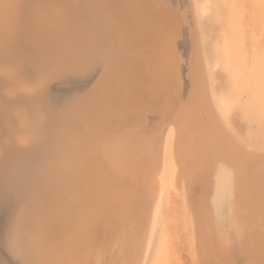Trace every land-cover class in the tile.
<instances>
[{"label":"bare ground","instance_id":"obj_1","mask_svg":"<svg viewBox=\"0 0 264 264\" xmlns=\"http://www.w3.org/2000/svg\"><path fill=\"white\" fill-rule=\"evenodd\" d=\"M3 1L7 4L6 11L8 14H11V17H13V15L17 16L18 34L16 35L17 40L9 44L10 47L12 46L15 50L17 49V51H8V48L1 43L3 38L0 41V82H2V80L4 82V89L0 94L3 96V99H0V103L5 100L7 103L11 101V103L15 105L24 102L29 104L26 101H32L29 108L21 111L20 106H24L22 104L18 106L20 111H16V118L18 120V122H16L20 127V133L17 134L15 149L21 152L25 159L27 157L29 159L35 158V154L38 155V153H36L37 150L39 152L42 149L44 150L41 175H39L40 177L37 183L32 184L35 185L33 187L34 193L32 199L29 198L31 201L27 206L25 205L26 207L18 218L16 226L14 225V229H12L13 224L11 227V223H13L11 220L14 221V218L12 219L13 216H10L11 220L9 223L12 230L10 237L8 238V235L6 236L10 250L19 255V258H22V263L144 264L155 227L160 225V216L162 213L161 205L165 197L167 200V198H170L167 197V195L170 196L169 193H171V191L175 193L180 189L185 195L183 196V200H185L184 197H186V200L190 199L191 201V199L195 197V194L192 195L195 180L200 176H204L205 179L202 181H205L206 185L202 186L199 193L197 192L199 202L196 199L197 201H195V203L197 202V204L202 205V216L204 215L207 217L211 215L210 222L208 221L209 225H206L207 228L211 226V233L208 232L209 229H207L208 231L205 230L209 235L213 232L211 237L214 236V239H212L214 240V244L213 241L209 239L211 238L210 236L208 242L215 246L213 247L216 253L214 255L220 256L222 259H215L216 256H214L213 260L215 259L216 262L219 260L217 263L221 261L219 264H224L227 263L228 260H231L230 256L232 258L233 256H240V254L244 253L246 256L250 257H247L248 260L252 259L251 261L247 260V262L251 264H264V130L260 128L261 126L259 127L263 132H261L262 136L260 133V137H258L259 135H254L257 136L254 137L251 134L254 139L261 138L260 140L262 141L260 142H263V145L259 141L260 145L257 143L260 149L255 146L257 145L255 144L257 142L256 139V142L252 141V143L255 144L254 146L257 149L249 146L251 142L248 141L250 140L246 141L248 144H245L242 139L238 138L239 136H235L238 132L233 134L230 130L232 128L236 130L237 128L238 131V127H235V123L238 120H235L236 122H232L231 124V120H233L232 115H234L231 111L235 104H230L225 97L220 96V93L218 96L215 90L216 87L214 89L211 84L212 81L215 80L213 71L218 68V63L210 65V61L206 58H211V56L207 57L203 50L204 28L202 27V23L204 16L208 13L207 10L201 6L200 0H136L137 2L139 1V3L142 1L148 2L150 8L148 7L149 9L147 10V5H145L146 7L143 6V8H146V10L138 11L134 18L133 16L124 17L127 20L130 18L131 23L124 20L123 17L121 18V20H124L127 24L129 22L128 25L121 24L122 26L127 25L124 29L126 33L130 31L129 34L131 33L133 40H130V38L126 39H129V43L133 41L131 42L132 44H128V42H126L128 40L125 41L126 35L130 36L129 34L120 35V33H118L117 35V33H113V31L110 30L111 27L108 25V17L105 16V14H109L110 11L106 10L107 12L105 11L104 14L103 11L101 12L104 6L121 4L122 2L127 4L129 0H127L128 2L125 0H61L68 6V11L67 13L65 11L66 15L63 14L64 17L61 15L63 18H60L61 16L59 17V13L63 10H59L58 14L55 13L56 19L52 18L55 20H52L53 23L51 22V17L49 19L51 23L45 20L46 18L48 20V17L51 16V12L50 14L48 13V17L43 16V18L41 16L42 11L40 10V6L48 5L50 2L56 0ZM240 1L241 0H239V2L236 1L238 2L237 5L239 4L240 6V4H242L241 6L244 7L246 1L244 2V0H242L245 5ZM228 2L229 4L232 3L230 0H228ZM124 3H122V5ZM143 4L140 5L142 6ZM234 4L236 3L233 2L232 6ZM237 5L235 6L237 7ZM232 6L230 4V7ZM233 7L229 9L234 13L237 9L234 7L236 10H233ZM243 7L241 9L239 7L237 8L242 10ZM58 9L59 7H57V10L55 9L56 12ZM240 10L238 11L240 12ZM125 11L127 12L128 10L125 9ZM243 11H241V14H245ZM231 12L229 13L232 19H237L238 12H235V14ZM241 14H239V17ZM233 15H236V17ZM158 17H163L167 22L169 32L164 40L153 42L152 38L155 37L152 35V33L155 32L153 29L157 28L156 25H160L159 21H161ZM242 17L241 15V19L238 18V20L240 19L238 21L239 23L235 24L238 27L241 26V29L237 27L236 30L238 31L244 30L245 27L252 24L251 22L249 23V19L247 21ZM10 20L9 23L11 22ZM245 20L248 24H246L247 22L245 23ZM234 21L232 23H236L237 20ZM254 25L253 23L250 29L246 28L249 29L247 31L250 32L246 30L243 32L242 30L244 35L247 32V37L249 33L251 36L250 40L253 33L256 35L260 32H255L253 30L255 27ZM235 28L236 26L234 29ZM234 29L230 31L234 32ZM221 31L223 32L222 29ZM243 33L242 35L240 32L234 34L236 35L235 37L239 39V37L243 36ZM222 34L226 37L224 32ZM238 34L240 35L238 36ZM261 34L264 36V33ZM246 35L244 37L245 39L243 37V39H240L242 42L244 41V45H241L242 42L237 40L240 41V46H246L245 40L249 43V40H247L249 37L246 38ZM259 35L258 33L257 37ZM262 36L260 35V39L263 38ZM232 37H234V35ZM252 39L253 40H251L249 44L251 48L247 47V49L249 48L252 50L251 44L257 41L260 43V46H264V38L260 40L254 36ZM224 42L227 41L223 40V44ZM131 45H133V47L130 50H133L134 57L136 56L137 59L134 60L136 61V68H134L135 62L132 65V68L135 69V73H133L134 71L131 69V73H133L132 81L130 80L131 82H128L131 83L135 91L132 90L134 92L135 99H133V101L136 104L135 107L137 112L135 118H131L132 121H128L129 119L127 120V117H125L128 123H126L127 127L123 128L120 127V124L117 126L115 121H111L109 118L110 116L106 115V119L108 120L103 121L101 113H103V116L113 111L116 113L117 108H119L117 107L118 100L122 92L126 93L124 90L126 86H123L125 88L122 89L121 85L122 81L124 82L129 75L127 71L128 68L125 67L124 63L128 54L132 57L131 51H129ZM207 45L208 44H206V47ZM254 45L253 48H257L259 44H257V47H254ZM224 46L225 48L229 47L226 43ZM241 49L245 50L244 48ZM227 50L229 51L227 48L224 52H227ZM251 50L246 52L250 53ZM255 50L256 49H253V53L251 52L252 55ZM259 50L262 51L260 48ZM260 51H256L255 53ZM220 52L222 53V51ZM15 53L26 57V61L22 62V66H19L17 69L14 67L1 66V64H6V62L14 63L16 58L13 54ZM247 53L245 54L247 58L249 56L252 57V55ZM240 54H238V56ZM260 55L255 54L256 57L258 56V59L256 58L257 63H259L258 66L261 65L260 63H263V61L259 62V60H263L261 57L259 58ZM238 56L236 57L238 58ZM236 57L235 59L237 60ZM262 57H264V53ZM225 58L227 60V57ZM247 58L245 61L243 60V56L240 59H242L244 63H247L250 60L248 59L247 61ZM252 58L256 63L255 57L253 56ZM45 59H47L48 62H45ZM242 60H239V62ZM253 60L250 61L252 62ZM142 61L146 62V64H144V71L142 70ZM18 62L16 61L15 65ZM229 63H232L231 60ZM244 63L242 62L240 65L241 67H239L242 68ZM248 64L251 65L252 68L253 66H257L256 64L253 65V63ZM223 66H226L225 63ZM229 66L225 68L230 70ZM262 66H264V63ZM246 67L251 74L252 68ZM35 68L43 69L40 70L37 75H31ZM259 68L263 67L260 66ZM263 70L264 68L262 71ZM245 71L246 70H241V74H243V72L245 74ZM253 72L260 73L257 72V70ZM230 73H232V71ZM245 75L248 77L249 74ZM261 75L258 76L261 77ZM232 76L234 77V73L231 77ZM246 76L244 79L247 78ZM253 77L247 79V81L250 80L251 83H253V80H251L255 79ZM260 77L259 79L257 78V80H260ZM53 78L56 80V83H53L55 82ZM262 78L261 80H263ZM240 80L244 82L242 79ZM240 80L237 79V82H235L238 83ZM217 81L218 79L215 80V82ZM247 81L246 83L248 84L250 81ZM70 82L71 86L75 85L76 87L73 89L68 86L64 88V85H69ZM215 82L214 85L216 84ZM130 83H128V86ZM185 83L186 85L188 83L190 88H188L189 90L186 96L183 97L182 87ZM126 84L127 83H125V85ZM257 84L258 83H253L251 85L249 83L247 87L250 88ZM131 85L129 86L130 89ZM234 86L238 87L239 85L236 86V84H234ZM257 86L260 85L258 84ZM257 86L256 88H260L262 92L257 89L256 91L258 92L255 93H257V95L258 93L260 94V92L261 95L264 94V88H262V86ZM64 89L67 91H64ZM239 89L240 86L237 90ZM128 92L131 91H127V93ZM245 92L247 93V91ZM67 93H70V95ZM55 95L68 96L67 98L55 99ZM257 95H252V97ZM262 96L259 98L261 99ZM122 97H124V95H122ZM124 98L126 99V97ZM245 98L247 100V96ZM259 98L258 100H260ZM248 99L250 98L248 97ZM255 100L257 101V99ZM248 103L250 102L248 101ZM121 104L124 105V103ZM121 104L119 103V105ZM257 105L258 103L255 106ZM248 106L251 107V105ZM258 107L259 105L257 108ZM243 108L241 107V110ZM19 109L17 108L16 110ZM110 110L112 111L110 112ZM262 111H264V107ZM123 112L124 111H122L120 107L118 115L120 113V116L123 117ZM129 113L128 110V114ZM155 113L159 115V121L156 124L153 123L155 119L152 122L150 116V114L154 115ZM244 113L246 112H243V114ZM247 113L248 115L250 114V112ZM261 113L263 114V112ZM238 114L240 113L238 112ZM116 116L117 113L115 119L117 118ZM227 116L232 118L231 120L227 119V121H230L228 122L230 126L234 125L231 126L232 128H229L230 126L225 120ZM242 116L243 115H241V117ZM246 116L247 114H245V118H247ZM251 117L253 116L251 115ZM251 117H248V119ZM245 118L242 117V120ZM247 120H245L246 123ZM250 120L253 121V119ZM242 122H240V124H242ZM257 122L255 121V124ZM165 123L168 124L167 127ZM0 125L3 127L4 124L1 122ZM253 125L254 124H252V127ZM249 128L251 129V127ZM17 131L15 133H17ZM239 134L242 138L240 131L237 135ZM245 137L247 136L245 135ZM251 140H253V138ZM232 141L234 145H232ZM6 148L7 147H5V149ZM5 152L7 151L5 150ZM8 157L11 158L12 154ZM0 158H6L7 162L10 159H8L7 154L3 152V147L0 148ZM12 159L11 162H14V159ZM8 164L10 166V163ZM14 165H17L16 161ZM8 170L5 171L8 172ZM3 174L1 171V175ZM6 176L7 175H5V177ZM31 180L34 182V179L31 178ZM198 182L196 183L199 184ZM0 183V185H3L1 188L8 187V185H5L7 183L6 178H0ZM207 185H214V190H216L215 195H212L210 192V196L208 195ZM33 188L29 190L33 192ZM1 190L2 193H6L8 189ZM5 193L3 196L0 193L1 198L3 197L4 199V196L7 197L8 194ZM12 193L8 196H11ZM15 193L18 194L17 192ZM25 193H23V195ZM176 194L178 195V193ZM14 195L15 194L12 196L14 197ZM14 199L13 201L15 203ZM17 201L16 199V202ZM169 201L173 202L175 200L169 199L168 202ZM172 202L171 204H173ZM188 202L189 201H187V203ZM17 203L15 204L17 205ZM187 203L186 205L190 202ZM179 204L180 203L177 205L178 207ZM12 205L14 206V204ZM15 207L17 208L19 205ZM196 207L195 204L191 206L192 214L195 213ZM166 208L168 209V207ZM179 208H177L178 212H176L175 206L174 211L171 205L169 211L170 209H172V211L167 213V209H165L166 215H164V217L171 212H175L172 213V215L176 213L179 214V212H181ZM187 208H189V206ZM196 211L198 210L196 209ZM13 213L15 214L16 211H13ZM199 216L197 214H195V216L193 215L191 219L194 221L190 222L193 224L199 223V220H201ZM204 216L202 220H204L203 218H209ZM167 217L172 219V216L170 217L168 215ZM167 217L165 218L166 221H168ZM174 217L176 218V216ZM197 217L199 220H197ZM181 218L184 221V218ZM177 220L175 219V222H177ZM175 222L172 220L168 224L169 229L172 228L173 230V227H176ZM171 223H175V226L172 224L173 227H171ZM183 223L179 222L178 226ZM161 224L164 223L161 222ZM200 224V230L202 231L204 230V224ZM178 226L177 228L179 230L180 227ZM168 227H164L163 230L167 231ZM182 227H184V224L181 228ZM196 227L197 226L193 228ZM6 231L8 230L6 229ZM177 231L175 232L174 229L175 233H178ZM8 232L6 234H8ZM175 233L172 232V235ZM179 233L175 235L177 236ZM195 233L193 234L196 235ZM6 234H2L4 240ZM207 234L204 233V235ZM167 235H169V233L161 238L167 240L170 237H165ZM172 235L170 239L176 240V242L173 243V250H175V247L177 249L178 246H176L175 243H177L180 238L177 239L176 236V238H173ZM199 236H201V234ZM163 240L162 242L159 240L161 243L159 248L156 249L159 253L156 252L158 254L157 264L162 261L161 259L164 256L167 258V249L165 240ZM199 240L197 239L196 241L199 242ZM210 240L212 242H210ZM202 241L205 242L206 240ZM169 242H166V245L169 246L172 244ZM198 242H194V244ZM208 242L204 244L206 245ZM199 244L201 243L199 242ZM199 244L197 246H201ZM210 245H206V247L208 248ZM170 247L171 246L168 248ZM206 247L205 249H207ZM210 247L212 248V245ZM6 248L5 245V249ZM9 248H7V252ZM171 249L172 248L169 249L170 251L168 253L172 252ZM201 250H203L202 247L197 254H201ZM207 250H209V248ZM207 250L206 253L208 252L207 254L211 256L212 253L210 254ZM2 254L5 256V253ZM204 254L202 255L205 256L206 254ZM0 258H2V255ZM200 258L202 260V257ZM203 258L205 259V257ZM210 261H212V259ZM0 262L4 264L3 259ZM176 262L179 261L176 260ZM211 263L214 264V261Z\"/></svg>","mask_w":264,"mask_h":264},{"label":"rangeland","instance_id":"obj_2","mask_svg":"<svg viewBox=\"0 0 264 264\" xmlns=\"http://www.w3.org/2000/svg\"><path fill=\"white\" fill-rule=\"evenodd\" d=\"M125 1H127V0H125ZM204 1H206V2H204ZM231 2L233 1V0H230ZM236 1H238L239 2V0H235V1H233L234 3H236V4H234L233 6L234 7H236L235 5H237V3L238 2H236ZM246 1V5L244 4V2ZM59 2V3H58ZM128 2V1H127ZM136 2V3H135ZM200 2H201V6L202 7H204L206 10H207V13L208 14H206L205 16H204V19H203V23H202V27L204 28V32H203V35H204V37H203V41L205 42H203V50L205 51V54H206V56L207 57H210L211 56V58H206V59H208L209 61V64L210 65H213V64H215V63H218V68L216 69V70H214L213 72V77H214V79L215 80H217L218 79V81L217 82H215V80H213L212 81V86H213V88L215 89V87H216V92L218 93L217 95L219 96V93H220V96L221 97H225L229 102H230V104H232V103H234L233 105V107H232V105H231V107H232V111H231V113H233L234 115H232V117H233V120H231L232 118L230 117H228L227 116V118L225 119L226 120V122H227V124H228V122H230L229 120H231V124H232V122L233 123H235L236 121L235 120H238L236 123H235V127L237 126L238 127V131H237V128H236V130L235 129H233L231 126H234V125H229L228 127L229 128H232V129H230L231 130V132L234 134V133H236V132H238L239 133V131H240V133L242 134L241 136H242V138L240 137V134L239 135H237L238 133H236V137H238L239 139H242V141L245 143V144H248L246 141H248V140H250V141H248V142H251V143H249V146H252L253 148L256 146L258 149H260L259 147L260 146H258V144H259V142L260 141H262V140H260L259 138L258 139H256V141H255V139H254V137H257V136H254V135H259L258 137H260V133L262 132V129L264 130V116H263V114H264V111H262L263 110V104H264V96H262V95H264V94H262L261 95V92H262V90L260 89V88H256V86L259 84L260 86H257V87H261L262 86V88H264V77H263V75H264V73H263V71H262V69L264 68V66H262V64L264 63V57H262L263 56V51H264V46L263 45H261V46H263V47H261L260 46V43H258V41L256 42L257 44H259L258 45V47H257V44L256 43H254V44H251L252 45V50L251 49H247V47H250L251 48V46L249 45L250 43H251V40H253L252 38L255 36L256 38H259L260 39V35L262 36V34L261 33H264V0H244V2L241 0L240 2H242L245 6V8L243 7V6H241L242 4H240V6H241V8L243 7V9H244V11H243V9L242 10H240L241 8H240V6H239V4L237 5V7H239L240 9H238L237 7H236V9H237V11H234V13L233 12H231V10L230 9H232V3H230L231 4V6L232 7H230V4H229V2H228V0H200ZM122 3H124V2H122ZM122 3L121 4H111V5H107L106 7L104 6V7H102L103 9L101 10V12L103 11V14L105 13V11L106 10H109L110 11V16H109V14H105V16L106 17H108V25H110V27H111V31H113V33L115 32V33H117V35H118V33H120V35L121 34H129V32L130 31H128L127 33H126V30L124 29L125 28V26H127L128 24H129V22H130V18H128L129 20H127V19H125L124 17H132L133 16V18H134V16H135V14L138 12V11H145L146 10V8H147V10L150 8V6L148 5V2H144V1H142L141 3H139V1L137 2L136 0H129V2L126 4V3H124L123 5H122ZM144 3V4H143ZM203 3H205V4H203ZM219 3V4H218ZM133 4H135V5H133ZM140 4H143L142 6L140 5ZM6 3H5V1H3V0H0V41H1V39H2V41H1V43H3L4 44V46H6L7 48H8V51H17V49L15 50V48H13L12 46L10 47L9 46V44H11V43H13V42H15L16 40H17V38H16V35L18 34V31H17V16L16 15H13V17H11L10 15L11 14H8V12L6 11V9H7V7H6ZM121 5V6H120ZM145 5H147V7L145 6ZM56 6V7H55ZM61 6V7H60ZM67 5L63 2V1H61V0H56V1H52V2H50L48 5H43V6H40V10L42 11V14H41V16L43 17V16H45V17H48L49 15H48V13L50 14V12H51V16H49L48 17V20H47V18L45 19L48 23H53V21H55V20H53L52 18H54V19H56V15H55V13L56 14H58V12H59V10L61 11V10H63L61 13H59L60 15H59V17L62 15L63 17H64V15L63 14H65L66 15V13H67V11H68V6L66 7ZM113 6H115V7H113ZM143 6H145L146 8L144 9L143 8ZM49 7V8H48ZM57 7H59V9H58V11L56 12V10H57ZM121 7H123V8H121ZM134 7V8H133ZM140 7V8H139ZM149 7V8H148ZM218 7H219V9H218ZM233 7V8H234ZM46 8V9H45ZM48 8V9H47ZM56 10H55V9ZM63 8V9H62ZM65 8V9H64ZM132 8H133V10H132ZM140 10H139V9ZM142 8H143V10H142ZM230 8V9H229ZM121 9H123V10H121ZM125 9H127L128 11L126 12L125 11ZM235 8L233 9V10H236ZM5 10V11H4ZM43 10H44V12H43ZM50 10V11H49ZM238 10H240V12L238 11ZM65 11H66V13H65ZM122 11V12H121ZM123 11H124V13H123ZM231 12L232 14H235V12H238L239 14H241V11H243L245 14H241L243 17V19H246L247 21H248V19H249V23L251 22L252 24L254 23L255 25V27L254 26H252V27H254V31L255 32H257V31H260V32H258L260 35L257 37V34L255 35V33H253V35H252V31H251V35H252V38H251V40H250V35H249V33H248V37H247V35H246V33L247 32H250V31H247V30H249L250 29V26L252 25H248V27H245V29L244 30H246L247 32L245 33V35H246V38H248L247 40H249V43H247L246 42V40H245V45L246 46H240V41L242 42V40H240L242 37L244 38L245 37V35H244V33L243 32H245L243 29V32H242V30L241 31H238V30H236L237 29V25H235V24H238L239 22V20L241 19L240 17H241V15H240V17H239V14L237 13V21H236V23H232L234 20L232 19V17H231V14L229 13V12ZM54 12V13H53ZM107 12V11H106ZM118 12V13H117ZM242 12V13H243ZM45 13V14H44ZM122 13V14H121ZM131 13V14H130ZM8 14V15H7ZM44 14V15H43ZM121 14V15H120ZM126 16H125V15ZM48 15V16H47ZM102 15V14H101ZM221 15H222V17H221ZM244 15H245V17H244ZM53 16V17H52ZM60 17V18H63V17ZM121 16V17H120ZM220 18H222V19H220ZM233 16H235L236 17V15H233ZM11 17V18H10ZM50 17H51V22H49L50 20ZM57 17H58V15H57ZM58 17V18H59ZM104 17V16H103ZM118 17V18H117ZM124 18V20H126V21H129L128 22V24L123 20H121V18ZM8 18H10V19H8ZM44 18V17H43ZM57 18V19H58ZM159 18V20L161 19V21H163L164 20V18L163 17H158ZM163 18V19H162ZM232 19V20H230V19ZM234 18V17H233ZM238 18H240L239 20H238ZM120 19V20H119ZM225 19V20H224ZM227 19V20H226ZM242 19V20H243ZM9 20L11 21L10 23H9ZM53 20V21H52ZM241 20V21H242ZM245 20V23L247 22ZM161 21H159V24L161 25H156V27L157 28H154L153 29V31H155V32H153L152 33V35L153 36H155L154 38H152L153 39V42H160V40L162 41V40H164L165 39V37L167 36V33L169 32V30H168V27H167V22L164 20L163 22H161ZM229 21V22H228ZM234 21V22H235ZM244 21V20H243ZM123 22H125V23H123ZM161 22V23H160ZM231 22V23H230ZM15 23V24H14ZM124 25V24H127V25H125V26H122V24ZM131 23V22H130ZM163 23V24H162ZM228 23H229V25H228ZM241 23V22H240ZM244 23V24H245ZM12 24V25H11ZM222 24H224V25H222ZM241 24H243V23H241ZM246 24H248V22L246 23ZM246 24H245V26H246ZM236 26V28L234 29V27ZM212 26V27H211ZM224 27V29H223V27ZM226 26V27H225ZM220 27H222V28H220ZM241 27V26H240ZM240 27H238V28H240ZM242 27H243V25H242ZM251 27V28H252ZM118 28V29H117ZM206 28H208V29H206ZM246 28H249V29H246ZM14 29H16V30H14ZM221 29L223 30V32L225 33V36L226 37H224V34H222L223 32L221 31ZM226 29V30H225ZM233 29H234V32H231L230 30H232L233 31ZM241 29V28H240ZM257 29V30H256ZM118 30V31H117ZM214 30H215V32H214ZM239 33L240 32V34L242 35V33H243V36H241V37H239V39L238 38H236L235 36V34L237 33L236 31ZM3 31V32H2ZM6 31V32H5ZM161 31V32H160ZM220 31V32H219ZM227 31V32H226ZM230 31V32H229ZM5 32V33H4ZM125 32V33H124ZM163 32V33H162ZM213 32V33H212ZM8 33V34H7ZM158 33H159V35H158ZM207 35H206V34ZM216 33V34H215ZM235 33V34H234ZM156 34V35H155ZM213 34V35H212ZM227 34V35H226ZM230 34H233L234 35V37H232L233 35H230ZM240 34H238V36L240 35ZM5 35V36H4ZM12 35V36H11ZM130 36H131V33L129 34ZM164 35V36H163ZM209 35V36H208ZM219 35V36H218ZM222 35V36H221ZM230 35V36H229ZM130 36H127L126 35V37H125V41L126 40H128V41H126V42H128V44H132L131 42H133V41H131L130 43H129V39H126V38H130V40H133L132 39V36L130 37ZM208 36V37H207ZM228 36V37H227ZM237 36V37H238ZM213 37V38H212ZM223 37H224V39H223ZM233 39H232V38ZM263 38H264V36H262ZM8 38V39H7ZM12 38V39H11ZM14 38V39H13ZM205 38H207V39H205ZM221 38H222V40H221ZM228 38V39H227ZM242 38V39H243ZM263 38H261V39H263ZM157 39H158V41H157ZM209 39V40H208ZM245 39V38H244ZM260 39V40H261ZM223 40L225 41H227V42H224V44H223ZM237 40H240V41H237ZM255 40V39H254ZM209 41V42H208ZM232 41H233V43H232ZM256 41V40H255ZM263 41H264V39H263ZM221 42V43H220ZM259 42H261V41H259ZM214 43H215V46H214ZM225 43L227 44V46L229 45V47H226L225 48ZM243 43V44H242ZM241 43V45H244V41ZM264 43V42H263ZM262 42H261V44H263ZM206 44H208L207 45V47H206ZM211 44V45H210ZM237 44V45H236ZM248 45V46H247ZM253 45H254V47H257V48H253ZM232 46V47H231ZM238 46H240V47H238ZM260 46V47H259ZM130 47V46H129ZM132 47H133V45H131V48H129V51H131V54H132V57H131V55L130 54H128V56H126V60H125V67H127V68H125V69H127V71H128V73H129V75H128V73H127V71H126V73H127V75L129 76H127V81L126 80H124V82L122 81V85H121V87H122V89H124L125 87H123V86H126V89L127 88H129V86L131 85V81H132V75H133V73H135V69L134 68H136V61H134V60H136L137 58H136V56L134 57V54H133V50H130V49H132ZM218 47V48H217ZM231 47V48H230ZM238 47V48H237ZM205 48V49H204ZM216 48V49H215ZM229 49V51L227 50V52L225 51L224 52V50H226V49ZM234 48H236V49H234ZM241 48H244L245 50H243V49H241ZM259 48L262 50V51H260L259 50ZM155 49H156V46H155ZM214 49V50H213ZM220 49V50H219ZM253 49H256L255 51H254V54L252 55V51H253ZM213 50V51H212ZM218 50H219V52H218ZM239 52H238V51ZM242 50V51H241ZM248 50H251L250 51V53L248 52H246V51H248ZM210 51V52H209ZM220 51H222V53L220 52ZM238 53H237V52ZM244 51V52H243ZM256 51H260V52H258V53H255ZM208 52V53H207ZM212 52V53H211ZM214 52H215V55H214ZM230 52V53H229ZM232 52V53H231ZM252 52V53H251ZM262 52V53H261ZM209 53H211V54H209ZM223 53H225V54H223ZM236 53V54H235ZM241 53V54H240ZM244 53V54H243ZM249 54V55H252V57L254 56L255 57V61H256V63H257V59H258V56L256 57L255 56V54L256 55H260V54H262V55H260L259 56V58L261 57L263 60H259V62H262L263 61V63H260L261 65V67H263V68H259L260 66H258L259 65V63H255L254 62V60H253V58L252 57H250L249 55V57L247 58L246 56L247 55H245V54ZM228 54H229V57H228ZM233 54V55H232ZM238 54H240L239 56H238ZM213 55H214V57H213ZM218 55V56H217ZM224 55V56H223ZM227 55V56H226ZM244 57V61H245V59L247 58V61H248V59H250V60H253L252 62L250 61H248L246 64L244 63V61L242 60V59H240V58H242V56ZM13 56L16 58L15 59V62L17 61H19L18 63H16V65H15V62L13 63V62H6V64L4 63V64H1V66L3 65V67H14L15 69H17L19 66H22V62H24V61H26V57L24 56V55H21V54H17V53H15V54H13ZM236 56H238V58L236 57ZM217 57V58H216ZM225 57H227V60H226V58ZM235 57L237 58V60L235 59ZM240 57V58H239ZM128 58H130V59H128ZM135 58V59H134ZM213 58V59H212ZM257 58V59H256ZM25 59V60H24ZM211 59V60H210ZM229 59V60H228ZM128 60V61H127ZM213 60V61H212ZM230 60H231V62L232 63H229L230 62ZM239 60H242V61H240L239 62ZM235 61V62H234ZM238 61V62H237ZM45 62H48V60L47 59H45ZM134 62H135V66H134V68H132L133 66V64H134ZM143 62V65H142V70L144 71V64H146V62L145 61H142ZM242 62L244 63V65L242 66V68H240L241 66V64H242ZM21 63V64H20ZM224 63H225V67L227 68L229 65V67H230V70L229 69H226L223 65H224ZM227 63H229V64H227ZM238 64V66H237V64ZM240 63V64H239ZM248 63H253V65H257V66H253V68H252V66L251 65H249ZM26 64V63H25ZM128 64V65H127ZM131 64V65H130ZM235 64V65H234ZM248 66L249 68L251 67L252 68V73L250 74V71H249V69L246 67V66ZM16 66V67H15ZM233 66V67H232ZM240 66V67H239ZM131 67V68H130ZM224 69H223V68ZM239 67V68H238ZM254 67H255V69H254ZM232 68V69H231ZM244 68H247V69H244ZM257 68V69H256ZM258 68H259V71H258ZM43 68H35V69H33V72H32V74L31 75H37L38 74V72L40 71V70H42ZM131 69H132V71H134L133 73H131L132 71H131ZM234 69V70H233ZM129 70H130V72H129ZM221 70V71H220ZM237 72H236V71ZM241 70L243 71V70H246L245 71V74H249L248 75V77L244 74V72H243V74H241L242 72H241ZM257 70V72H260V73H256V72H253V71H256ZM262 72H261V71ZM224 71V72H223ZM232 71V73H230ZM240 71V72H239ZM142 72V71H141ZM235 72H236V76H235ZM234 73V77L232 76L231 77V75ZM255 73V74H254ZM263 73V74H262ZM228 74V75H227ZM262 74V75H261ZM238 75V76H237ZM258 75H261V77L260 76H258ZM240 76V77H239ZM247 77V78H245L244 79V77ZM254 76V77H253ZM131 77V78H130ZM237 77V78H236ZM242 77V78H241ZM255 78V79H251V80H253L252 82L254 83V84H256V83H258L257 85H253V87L251 86L250 88H248L247 86H249V83L252 85L253 83H251V81L250 80H248L247 81V79H249V78ZM259 77H260V80H257V78L259 79ZM263 77V78H262ZM234 79V80H232V79ZM236 78V79H235ZM261 78L263 79V80H261ZM57 79V78H56ZM237 79H242L244 82H241V80L240 81H238V83H240V84H238V83H236L237 82ZM53 80L55 81V82H53V83H56V80L53 78ZM131 80V81H130ZM221 80V81H220ZM58 81V80H57ZM116 81H118V80H116ZM128 81H130V82H128ZM220 81V82H219ZM234 83H233V82ZM236 81V82H235ZM246 81L247 82H249L248 84L246 83ZM258 81V82H257ZM214 82L216 83L215 85H214ZM124 83V84H123ZM125 83H127L126 85H125ZM128 83H130V85L128 86ZM219 83H221V84H219ZM242 83V84H241ZM263 83V84H262ZM234 84H236V86H240V91L239 90H237L238 88H239V86L238 87H235L234 86ZM238 84V85H237ZM244 84V85H243ZM67 86L69 87V88H71V89H73V88H75L76 86L75 85H73V86H71V82L69 83V85H64V88L66 87L67 88ZM234 86V87H233ZM244 86V87H243ZM255 86V87H254ZM134 87V86H133ZM140 88H142V87H140ZM188 88H190V86L188 85V83H187V85H186V83L183 85V87H182V91H183V93H182V96L183 97H185L186 96V94L188 93ZM236 88V89H235ZM254 88H255V91H254ZM0 94L3 92L2 90L4 89V82H3V80H2V82H0ZM124 89L125 91H126V93L124 94L123 92H122V95H124V97H126V99L124 98V97H122V95H121V97L119 98V100H118V104H117V107H121V110L122 111H124L123 112V114H124V116L122 117V116H120V113H119V115H118V111H119V108H117V120L115 119V115H116V113L114 112H111L112 110H110V114L108 113V114H104V116H103V113H101L102 114V119H103V121H105V120H108V119H106V117L107 116H110L109 118H110V120L111 121H115V124H117V126H119V124H120V127H127V124L126 123H128V121H132V119L133 118H135V115H136V104H135V102L133 101V99H135V97H134V88H132V85H131V89L129 88V89ZM231 89H233V90H231ZM245 89V90H244ZM258 89V91H261L260 92V94L258 93V95H257V93H255V92H258V91H256ZM260 89V90H259ZM66 89H64V91H65ZM134 92H133V91ZM235 90V91H234ZM249 90V91H248ZM252 90H253V92H252ZM67 91V90H66ZM127 91H131V92H128L127 93ZM219 91V92H218ZM221 91V92H220ZM237 91V92H236ZM245 91H247V93L245 92ZM264 91V90H263ZM244 93V95H243V93ZM252 92V93H251ZM129 93H130V95H129ZM251 95H250V94ZM255 93V94H254ZM68 94V93H67ZM131 94H133V95H131ZM249 96H248V95ZM68 95H70V93L68 94ZM68 95H58V96H56L55 97V99H60V98H67V96ZM238 97H237V96ZM252 95L254 96V95H257V96H255V97H252ZM62 96V97H61ZM247 96V100H246V97ZM262 96V98L260 99L259 97H261ZM134 97V98H133ZM245 99H244V98ZM248 97L250 98V99H248ZM253 98H255V99H257V101L255 100V99H253ZM258 98L260 99V100H258ZM0 99H3V96L2 95H0ZM240 99H242V100H240ZM240 100V101H239ZM3 101V100H2ZM59 101V100H58ZM127 101V102H126ZM239 101V102H238ZM248 101L250 102V103H248ZM254 103H253V102ZM23 102V101H22ZM26 102H28L29 104H27V103H17V104H15V105H13L12 103H11V101L9 102V103H7V101H5L4 100V102H2V103H0V112H1V114H0V124H1V122L4 124L3 125V127H2V125H0V148H2L3 147V152L5 153V154H7V158L9 159L10 157H8V156H10V154H12V157L8 160V162H7V159L5 160L4 158H0V178L1 179H4V178H6V181H7V183L5 184V185H8V187H6L8 190H7V192L5 193V194H11L12 192H14V193H12V195L13 194H15L14 195V197L12 196H8L7 195V197L6 196H4V199H3V197L1 198V194H2V196L4 195V193H2V190L1 189H6L5 187L4 188H1V187H3V185H0V201H1V203H0V251H1V253H0V257H1V255H2V258H0V261H2V259H3V262H4V264H24V263H22L23 261H21L22 260V258H19V255H17V254H15L12 250H10V248H9V244H8V239H7V235H8V238L10 237V235H11V230L12 229H14V227L16 226V224H17V221H18V218L21 216V214H22V212H23V210L25 209V207L28 205V203L31 201V199H32V196H33V193H34V186L35 185H32L33 183L34 184H36L37 183V180H38V178L40 177L39 175H41V172H42V168H43V153H44V150L42 149V150H40V152L37 150V152L36 153H38V155L37 154H35V158H28L27 157V155H26V159H25V157H23L22 156V153L21 152H18V150L17 149H15V143L17 142V134H19L20 133V127L17 125V122H18V120H17V118H16V111H20V109H19V105H24V106H20L21 107V111H24V109H27V108H29V106H30V104L32 103V101H26ZM237 102V103H236ZM119 103L121 104V103H124V105H119ZM144 103V102H143ZM258 103V105H259V107L257 108V106H255L256 104ZM262 105H261V104ZM239 104V105H238ZM241 104V105H240ZM245 104V105H244ZM17 105V106H16ZM25 105H27V106H25ZM126 105V106H125ZM145 105H147V104H145ZM248 105H251V107H249ZM253 105V106H252ZM262 107H261V106ZM235 106H236V108H235ZM239 106V107H238ZM9 107V108H8ZM24 107V108H23ZM124 107V108H123ZM126 107V108H125ZM135 107V108H134ZM149 107H150V105H149ZM241 107L243 108L242 110H241ZM247 108V111H246V108ZM250 108V110H249V108ZM19 109V110H16V109ZM132 108V109H131ZM239 110H238V109ZM261 108V109H260ZM15 109V110H14ZM253 109V110H252ZM128 110H129V114H128ZM245 110V111H244ZM237 111V112H236ZM257 112V113H254V112ZM3 112V113H2ZM125 112H127V113H125ZM238 112L240 113V114H238ZM243 112H246V113H244L243 114ZM247 112H250V114L253 116V117H251V115L249 114L248 115V113ZM251 112H253V113H251ZM260 112V113H259ZM261 112H263V114L261 113ZM231 113H230V116H231ZM238 115H237V114ZM99 114H100V111H99ZM100 114V115H101ZM115 114V115H114ZM131 114V115H130ZM245 114H247V118H245ZM3 115V116H2ZM107 115V116H106ZM237 115V116H236ZM241 115H243L242 117L243 118H245V119H243L242 120V117H241ZM259 115V116H258ZM261 115V116H260ZM119 116H120V118H119ZM130 116V117H129ZM150 116H151V119H152V122H153V120H154V122L153 123H158V121H159V115H158V113L156 114H150ZM255 116V117H254ZM10 117H11V119H10ZM125 117H127V120L128 121H126V119H125ZM157 117V118H156ZM248 117H251V118H249L248 119ZM105 118V119H104ZM125 120H124V119ZM132 118V119H131ZM4 119V120H3ZM13 119V120H12ZM227 119H229L228 121H227ZM248 119V120H247ZM250 119H253V121L252 120H250ZM2 120V121H1ZM109 120V121H110ZM245 120H247V123H246V121ZM263 120V121H262ZM4 121V122H3ZM17 121V122H16ZM120 121V122H119ZM156 121V122H155ZM243 121V122H242ZM255 121L257 122V121H259V122H257L256 124H255ZM118 122V123H117ZM240 122H242V124H240ZM248 122H250V123H248ZM253 122V123H252ZM263 122V123H262ZM246 123V124H245ZM259 123V124H258ZM166 124V123H165ZM240 124V125H239ZM250 124V125H249ZM252 124H254L253 125V127H252ZM260 124H262V125H260ZM168 126V124H166V127ZM240 126H242V127H240ZM255 126V127H254ZM258 126V127H257ZM261 126V127H260ZM263 126V127H262ZM249 127H251V129L249 128ZM259 127L260 128H262V129H259ZM16 128H17V130L19 131H17L16 130ZM252 128H254V129H252ZM258 129V130H257ZM2 130H3V132H2ZM233 130H235V131H233ZM261 130V131H260ZM17 131V133H15ZM252 131H255V132H252ZM260 131V132H259ZM259 132V133H258ZM264 132V131H263ZM262 132V133H263ZM255 133V134H254ZM258 133V134H257ZM262 133H261V136H262ZM3 134V135H2ZM244 134V135H243ZM254 136H252V135ZM264 134V133H263ZM245 135L247 136V137H245ZM244 136V137H243ZM249 137V138H248ZM253 138V140H251L252 138ZM5 140H4V139ZM246 138V139H245ZM251 138V139H250ZM231 139V138H230ZM263 139V138H262ZM37 140H39V139H37ZM264 140V139H263ZM252 141H255L256 143L255 144H257V145H255L254 143H252ZM259 141V142H258ZM4 142V143H3ZM264 142V141H263ZM263 142H260L262 145H263ZM7 144V145H6ZM253 144V145H252ZM10 145V146H9ZM232 145H234V143H233V141H232ZM255 145V146H254ZM260 145V144H259ZM7 147L6 149H5V147ZM9 147V148H8ZM255 147V148H256ZM263 147H264V145H263ZM256 148V149H257ZM262 148V147H261ZM7 149H9V150H7ZM11 149H12V151H11ZM5 150L8 152V153H10V154H8L7 152H5ZM17 150V151H16ZM15 155H16V157H15ZM23 157V158H22ZM14 160H13V159ZM11 159L14 161V162H11ZM18 161H17V160ZM28 160V161H27ZM33 160V161H32ZM36 160V161H35ZM15 161H16V166L14 165L15 164ZM7 164H6V163ZM31 162V163H30ZM33 162H34V164H33ZM8 163H10V166H9V164ZM22 163V164H21ZM36 163V164H35ZM11 164H12V166H11ZM6 165V166H5ZM14 165V166H13ZM32 165V166H31ZM35 165V166H34ZM9 166V167H8ZM7 167V168H6ZM13 167V168H12ZM16 167V168H15ZM33 167H35V168H33ZM6 168V169H5ZM10 168V169H9ZM2 169V170H1ZM9 169V170H8ZM14 169V170H13ZM5 170H8V172H9V174H8V172H4ZM1 171H2V174L3 173H5V174H3V175H1ZM10 173H11V175H10ZM15 173H16V175H15ZM5 175H7L6 177H5ZM14 178H13V177ZM3 177V178H2ZM28 177V178H27ZM32 179H34V182H33V180H31V178ZM30 179V180H29ZM128 179V178H127ZM199 179V180H198ZM205 179V177L204 176H200L199 178H197L196 180H195V184H194V191L192 192V195L193 194H195V199L193 200V199H191V201H190V199L189 198H187V199H189V200H186V197H184L185 198V200H183V196H185L184 195V193H183V191L181 190L180 191V189H178L177 190V192H175V193H173V191H171V193H169V195L170 196H168L167 195V197H170V198H167V200H166V197H165V200L162 202V205H161V210H162V213H161V216H160V225H158L157 227H155V230H154V234H153V236H152V241H151V244H150V247H149V249H148V252H147V257H146V259H145V262H144V264H146L147 263V259H148V263L147 264H157V260H158V250H156L157 248H159V245H160V243L162 242V240L164 239L165 240V238H161V237H163L164 235H166V234H168L169 233V235H167V236H165V237H167L168 238V236H170L171 237V235H172V232L173 233H175L177 230H178V228H177V226H178V223L179 222H181V223H183L184 224V227H182V228H184V229H182L181 228V226L183 225V224H179L180 226H178V227H180V229L177 231L178 233H179V235H175V234H178V233H175V234H173L172 235V237L173 238H176L177 237V239L178 238H180V240H178V244L177 243H175V245L177 246V249H176V247H175V250H173V248H174V245H173V243L174 242H176V240L175 239H170V237H169V239H167V240H165V246H166V249H167V258H165V256L161 259L162 261H160L159 262V264H175V263H177V264H199L200 262V264H213V263H211L212 261H214V264H219V263H217L220 259H221V257L220 256H216V255H214V254H216L215 253V248H213V247H215L213 244H214V240H212V239H214L213 237H211V235H213V232H212V234H207L208 232L209 233H211V230H212V228H210L211 226H209V228H207V226L206 225H209L208 223L210 222L209 220H210V217H211V215H209V216H204V217H206V218H208V219H205V218H203L204 220H202V211H201V207H202V205L201 204H197V202L195 203V201H197L198 200V193H199V191H201V189H202V186L203 185H206V182L205 181H202V180H204ZM199 181V182H198ZM202 181V182H201ZM196 182H198L199 184H197ZM201 182V183H200ZM1 184V183H0ZM30 186H31V188H30ZM195 186H197V187H195ZM211 188H210V187ZM207 185V192H208V195H209V192L210 193H212V195H215V191L216 190H214L215 188H214V185L213 186H211V185ZM29 187V188H28ZM33 188V192H32V190L30 191L29 189H32ZM208 189H210V190H208ZM17 190V191H16ZM3 191H5V190H3ZM10 191H11V193H10ZM29 191V192H28ZM9 192V193H8ZM15 192H17L18 194H16ZM26 192V193H25ZM198 192V193H197ZM20 193V194H19ZM23 193H25L24 195H23ZM176 193H178V195L176 194ZM197 193V194H196ZM174 194H175V196H174ZM22 196V197H20V196ZM197 195V196H196ZM19 196V197H18ZM26 196V197H25ZM30 196V197H29ZM210 196V195H209ZM6 197V198H5ZM16 197V198H15ZM11 198V199H10ZM15 198V199H14ZM29 198H31L30 200H29ZM4 201H3V200ZM11 200V202H10V200ZM13 199L15 200V203H17L18 201H20V202H18L17 203V205L14 203V201H13ZM16 199L18 200L17 202H16ZM175 200V201H169L168 202V200ZM197 199V200H196ZM179 200V201H178ZM167 201V202H166ZM184 201V202H183ZM187 201H189L188 203H187ZM192 201H193V203H192ZM167 204H166V203ZM171 202L173 203V204H175V205H173V204H171ZM175 202V203H174ZM198 202H199V200H198ZM5 203V204H4ZM11 205H10V204ZM178 203H180L179 204V207L177 206L178 205ZM186 203L188 204V205H186ZM1 204H2V206H1ZM12 204H14V206L12 205ZM169 204V205H168ZM196 205L197 207L195 208V213L194 214H192V212H191V206H193V205ZM19 205V207H15V206H18ZM26 205V206H25ZM171 205H172V208H173V210H174V206H175V208H176V212H178V209L177 208H179L180 210L179 211H181V212H179V214L178 213H176L174 216H176V218L172 215V213H175V212H171L170 214H168L170 217L172 216V219H170L169 217H167V219H168V221H166V217H164V215H166V210L165 209H167L166 207H168V209H167V213L168 212H170V211H172V209H170V211H169V208L171 207ZM6 206V207H5ZM177 206V207H176ZM189 206V208H187ZM186 210H184V209ZM11 209H13V210H11ZM16 209H18V210H16ZM196 209L198 210V211H196ZM13 211H16V213L14 214L13 213ZM175 211V210H174ZM191 212V214H192V216L194 215L195 216V214H197L198 216L199 215H201V216H199V218L201 219V220H199V218L197 217V220H199V223H197V224H193L192 222H190V221H194V220H192L191 219V214L189 215V213ZM189 212V213H188ZM181 213V214H180ZM183 214V215H182ZM205 214H207V213H205ZM209 214V213H208ZM13 217H12V216ZM15 215V216H14ZM178 215V216H177ZM181 215V216H180ZM188 215V216H187ZM12 217V219L14 218V221L13 220H11V217ZM8 217H10V218H8ZM181 217H183L184 218V221L182 220V218ZM178 218H180V219H178ZM175 219L177 220V222H175ZM10 220L13 222V223H11V227H12V224H13V227H12V229L10 228ZM165 220V221H164ZM173 220V222H175L176 223V227H173L172 226V224L175 226V223H171L170 225H171V227H173V230H172V228L171 229H169V223L171 222ZM202 221V222H201ZM209 221V222H208ZM161 222L162 223H164V224H161ZM166 222V223H165ZM200 223H202V224H204L203 225V229L205 230H207V229H209V231L208 232H206V230H205V232H204V230H200L201 229V224ZM7 225V226H6ZM15 225V226H14ZM165 225H167V226H165ZM197 226L196 228H193V227H195V226ZM193 226V227H192ZM199 226V227H198ZM6 227H8V228H6ZM164 227H168L167 228V231H170V232H167L166 230H163L164 229ZM176 228H177V230H176ZM199 228V229H198ZM6 229L9 231V229H10V231L8 232V231H6ZM166 229V228H165ZM169 229V230H168ZM174 229H175V232H174ZM195 229V230H194ZM211 229V230H210ZM162 230V231H161ZM183 230V231H182ZM194 230V231H193ZM167 232L166 234H164V235H161V234H163L164 232ZM193 231V232H192ZM8 232V234H6ZM184 232V233H183ZM196 232V233H195ZM171 233V234H170ZM182 233V234H181ZM193 233H195L196 235H194ZM204 233H206L207 235H204ZM4 234H6L5 235V240H4V236L3 235ZM201 234V236H199ZM192 235H194V236H196V237H194V236H192ZM176 236V237H175ZM203 236V237H202ZM208 236V237H207ZM209 236L211 237V238H209ZM3 237V238H2ZM194 237V238H193ZM198 237V238H197ZM206 237V238H205ZM199 240V242L201 243V244H199V242L198 241H196L197 239ZM204 238V239H203ZM211 239L212 241H213V244H211V243H209L208 241H209V239ZM196 239V240H195ZM208 239V240H207ZM3 240V241H2ZM161 242H160V241ZM163 240V241H164ZM171 240V241H170ZM175 240V241H174ZM191 240H192V242H191ZM202 240H206L205 242H208V243H206V245H212V248L210 247V246H208V248H209V250H207L208 248L206 247V245L204 244L205 242H203ZM210 240V242H212ZM170 241V242H169ZM202 241V242H201ZM3 242H4V244H3ZM166 242L168 243H172L171 245H169V246H171L170 248H172L171 249V251L172 252H170V253H168L170 250V248H168L169 246L168 245H166ZM194 242L196 243V242H198L197 244H194ZM192 244V245H191ZM201 245V246H197V245ZM5 245H6V247L7 248H9L8 249V252H7V248L5 249ZM152 246V247H151ZM168 246V247H167ZM193 246V247H192ZM196 246H197V248H196ZM207 248V249H205V247ZM179 247V248H178ZM201 247H202V249L203 250H201L202 252H200L201 254H197V253H199V250L201 249ZM155 248V249H154ZM197 250H196V249ZM200 248V249H199ZM165 249V250H166ZM205 250V251H204ZM206 250L207 251H209L210 252V254L212 253V255L210 256V255H208L207 253H206ZM214 250V251H213ZM3 251V252H2ZM13 252V253H11V252ZM204 251V252H203ZM214 253H213V252ZM150 252H151V254H150ZM158 254H157V253ZM166 252H165V254H166ZM2 253H5V256H4V254H2ZM193 253H194V255H193ZM206 255H205V254ZM157 254V255H156ZM168 254H170V255H168ZM198 256H197V255ZM202 254H204L205 256H203ZM15 255H16V257H15ZM207 255H208V257H207ZM245 255V256H244ZM18 256V257H17ZM210 256V257H209ZM214 256H216L215 257V259H219V260H217V262H216V260L214 259L213 260V257ZM3 257H5V258H3ZM200 257H202V260H201V258ZM203 257H205V259L203 258ZM206 257H207V260H206ZM212 257V258H211ZM248 256H246V254H240V256H233L232 258H231V256H230V259L231 260H228V262L227 263H224V264H230V262H231V264H251V263H249V262H247V260H248V258H250V257H248ZM6 259H7V261H6ZM8 259H10L11 260V262H10V260H8ZM167 261H166V260ZM199 259V260H198ZM212 259V261H210ZM176 260L177 261H179V262H176ZM198 260V261H197ZM222 260V259H221ZM224 260V259H223ZM252 260V259H251ZM251 260H248V261H251ZM206 261V262H205ZM163 262V263H162ZM199 262V263H198ZM210 262V263H209ZM0 264H2V262H0Z\"/></svg>","mask_w":264,"mask_h":264}]
</instances>
